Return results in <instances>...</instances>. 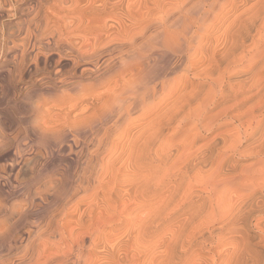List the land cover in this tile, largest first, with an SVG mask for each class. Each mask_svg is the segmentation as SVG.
<instances>
[{
  "label": "bare ground",
  "instance_id": "6f19581e",
  "mask_svg": "<svg viewBox=\"0 0 264 264\" xmlns=\"http://www.w3.org/2000/svg\"><path fill=\"white\" fill-rule=\"evenodd\" d=\"M9 17L0 264H264V0H0Z\"/></svg>",
  "mask_w": 264,
  "mask_h": 264
},
{
  "label": "rangeland",
  "instance_id": "374dc122",
  "mask_svg": "<svg viewBox=\"0 0 264 264\" xmlns=\"http://www.w3.org/2000/svg\"><path fill=\"white\" fill-rule=\"evenodd\" d=\"M9 19V20H8ZM6 20H8V22L9 21H11V18L9 17V18H6V19H0V31H1V28H2V24L5 22L6 23ZM4 23V24H5ZM2 58H0V60H1ZM4 86H3V84L2 83H0V96L1 95H3L4 94ZM10 104H5V103H1L0 102V112H4L6 115H11V116H13V118H14V120H15V122L13 123V125H12V129H11V127H7V125L5 126V127H3V125L2 124H0V132H2V131H5V133H7V132H9V133H12L10 130H12L13 131V128L14 129H17V128H20V127H23V124H22V122H21V116H20V114L22 115V113H20V112H22L21 111V109H19L18 107H12L11 105L9 106ZM19 117V118H18ZM18 119V120H17ZM19 119H20V122L21 123H19ZM19 123V124H18ZM18 125V126H17ZM21 125V126H20ZM20 126V127H19ZM7 127V128H6ZM6 128V130H4ZM8 128H9V130H8ZM200 142H202V141H200ZM12 152V149H10V150H8V152H4V151H1L0 150V153H2V156H1V158H0V171H2V172H7L8 171V168H7V164H9V160H10V154H11V152ZM10 152V153H9ZM7 153V154H6ZM4 157V158H3ZM6 167V168H5ZM5 168V169H4ZM255 231H253L252 230V233H254Z\"/></svg>",
  "mask_w": 264,
  "mask_h": 264
}]
</instances>
